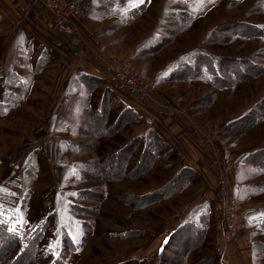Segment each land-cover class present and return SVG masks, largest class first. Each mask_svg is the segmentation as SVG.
<instances>
[{
  "label": "rangeland",
  "instance_id": "374dc122",
  "mask_svg": "<svg viewBox=\"0 0 264 264\" xmlns=\"http://www.w3.org/2000/svg\"><path fill=\"white\" fill-rule=\"evenodd\" d=\"M113 1L51 3L61 28L48 0H0V219L19 236L46 223L39 264H220V244L233 249L225 262L264 264V157L244 163L264 150V42L236 35L249 16L264 20V0ZM86 64L100 86L80 80L92 75ZM125 64L137 84L116 73ZM115 97L140 122L113 140L92 137L84 109L111 107ZM123 109L110 110L106 126ZM149 128L169 131L177 149L166 140L173 152L151 172L104 180L103 154ZM142 149L118 168L130 172ZM182 167L196 171L194 182L134 210L130 197ZM227 197L242 223L231 240L220 209Z\"/></svg>",
  "mask_w": 264,
  "mask_h": 264
},
{
  "label": "trees",
  "instance_id": "16d2710c",
  "mask_svg": "<svg viewBox=\"0 0 264 264\" xmlns=\"http://www.w3.org/2000/svg\"><path fill=\"white\" fill-rule=\"evenodd\" d=\"M237 24V26H239V31L242 32L236 33L238 37L247 40L264 38V27H257L246 22H239ZM201 60L202 65L206 67L205 70L206 72H209L211 78H218L217 70L213 67L212 58L209 55L201 54ZM224 60L219 59L217 62L220 64V66H223L222 62H224ZM251 67L258 68L260 66L253 65ZM89 78L95 82V85L100 86L102 84V80L99 77L93 75H83L80 77V80L85 83V79ZM85 87L88 91H90L91 88L87 85V83ZM113 102L114 105L111 107L109 105L103 106L102 104L101 107L95 111L87 108L84 109L83 112L88 119L89 128L91 130L90 134L92 137L100 140L103 138H109L113 140L112 138L116 136V134L120 132L127 124H135L140 122V116L132 108L126 107L116 97L113 98ZM113 108L124 109L116 115L114 121L110 125L106 126L109 120L107 114ZM254 121H250L243 127L250 128L251 126L255 125ZM140 146H142L143 149L141 150L138 159L133 162L130 172L126 173L123 171L124 168H122L123 170L118 168L119 162H121L120 160L124 157V155H132ZM82 148L84 147L82 146ZM172 152L173 150L167 141L153 128H149L146 132L145 138L141 135L136 136L120 149L113 152L106 151V153L103 154L101 168L105 174L104 180L117 181L125 178H139L140 176L151 172L156 162L165 159V157L169 154H172ZM130 155L129 157H126L127 162L130 160ZM253 157L263 158L264 150H260L248 155L244 159V163L257 166L258 163L253 160ZM196 177L197 174L195 170L189 167H182L181 170L173 177V179L166 183L163 187L146 194L130 197V199H134L132 204L135 208L134 210H142L169 199L171 196L179 192L185 185H189L194 182ZM46 226L47 225L44 222L32 232H30V234L19 236L17 233L11 231L8 226L0 219V264H39L40 249H38V245L46 229ZM192 235L195 241H199V235L197 233H193ZM170 239L171 236L169 237V241ZM51 264H57L56 260ZM60 264L63 263L61 262ZM118 264H126V262Z\"/></svg>",
  "mask_w": 264,
  "mask_h": 264
},
{
  "label": "built area",
  "instance_id": "2783aa9c",
  "mask_svg": "<svg viewBox=\"0 0 264 264\" xmlns=\"http://www.w3.org/2000/svg\"><path fill=\"white\" fill-rule=\"evenodd\" d=\"M49 3H47L49 7V11L54 15L56 22L55 24L57 26H60L61 28L64 27V20L59 14V12L52 10L51 3L55 6L57 5V2L59 3V0H48ZM123 70H117V74L128 81L133 82L134 84L138 83L139 76L136 72L133 71V68L129 64L123 65ZM237 201L231 197H227L223 204L220 206V209L223 211V213L226 216V226H225V237L228 240L234 239L238 236V233L242 230V223L239 220V213H237Z\"/></svg>",
  "mask_w": 264,
  "mask_h": 264
},
{
  "label": "crops",
  "instance_id": "0c3cea01",
  "mask_svg": "<svg viewBox=\"0 0 264 264\" xmlns=\"http://www.w3.org/2000/svg\"><path fill=\"white\" fill-rule=\"evenodd\" d=\"M89 1V0H87ZM113 3L114 1L111 0ZM121 1V0H120ZM125 0H122V2H124ZM115 2H119V0H115ZM264 7V6H263ZM258 14L260 15H264V10H262V8L259 10ZM246 23H249V24H252V25H255L257 27H264V20H260V19H253L251 16L248 17V19L246 21H244ZM251 41H261V42H264V38H258V39H254V40H251ZM82 72H88L89 74H92V75H97V76H101L99 71L92 68L89 64H86L84 66V68L82 69ZM159 134L165 139V140H168L172 145V147H175V140L172 138L171 134L169 131L165 130V129H162L160 128L159 131ZM190 137V136H188ZM193 137V140H191V143H193L194 141V146L196 145L195 144V141L197 142L198 141V138L196 135H193L191 136V138ZM170 145V144H169ZM176 148V147H175ZM177 149V148H176ZM200 172V171H199ZM230 192H232L234 194V189L230 188ZM242 245V244H241ZM243 248H246V245L243 243ZM217 251V256H218V262L220 264H232V262L228 259V262H225V259H226V253L227 254H230L231 250H233L230 246H227L226 244H220V247H217L216 249ZM247 258H251L250 257V254L247 255ZM234 260L237 261L238 264H240V261L239 259L237 258V256L234 258ZM236 263V264H237ZM249 263V262H247Z\"/></svg>",
  "mask_w": 264,
  "mask_h": 264
},
{
  "label": "snow or ice",
  "instance_id": "6c2138e0",
  "mask_svg": "<svg viewBox=\"0 0 264 264\" xmlns=\"http://www.w3.org/2000/svg\"><path fill=\"white\" fill-rule=\"evenodd\" d=\"M140 2H141V3H143V2H144V0H140Z\"/></svg>",
  "mask_w": 264,
  "mask_h": 264
}]
</instances>
